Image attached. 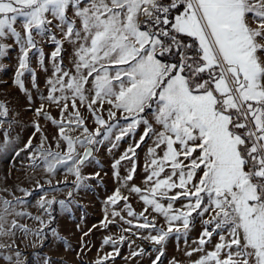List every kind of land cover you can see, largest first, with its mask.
Returning <instances> with one entry per match:
<instances>
[{
	"label": "snow or ice",
	"instance_id": "obj_1",
	"mask_svg": "<svg viewBox=\"0 0 264 264\" xmlns=\"http://www.w3.org/2000/svg\"><path fill=\"white\" fill-rule=\"evenodd\" d=\"M17 21L22 32L15 26ZM8 38L20 48L15 83L29 103L32 99L21 77L26 71L36 76L30 53H39L40 68L47 71L39 44H53L45 99L57 105L61 116L69 106L72 109L64 120L52 118L43 105L35 109L56 126V150L44 147L46 136L36 146L30 137L16 155L34 150L29 157L33 167L43 166L48 173L63 170L74 180L56 185L48 181V189L37 185L36 191L43 194L37 204L49 217L46 223L26 211L14 215L39 221L37 235H58L50 227L55 219L53 205L66 208L67 204L64 199H45L47 191H60L69 183L75 190L86 188V180L99 177L82 171L95 159L98 146L109 142L115 148L142 126L139 140L113 163L120 181L121 162L132 161L123 178L124 184H130L138 167L137 149L152 141L144 186L129 188V196H137L146 206L143 211L135 213L129 197L119 189L106 202L115 207L123 201L121 211L138 221H125L113 210V218L119 216L129 225L123 231L135 235L132 228L147 230L148 235L138 238L156 246L153 264H158L166 240L187 235L199 217L203 230L197 246L187 254L203 251L213 236L219 240L192 264H264V0H0V57L10 47L3 42ZM66 43L73 49L71 69L63 64ZM169 56L176 59L167 60ZM8 116L7 106L0 104V123L7 121L11 127L14 121ZM89 119L94 130L87 126ZM33 128L42 131L39 124ZM77 130L79 135H73ZM2 131L0 153L10 144L8 130ZM18 190L24 197L33 195ZM72 196L69 191V200ZM180 200L185 203L176 208ZM25 203L22 197L2 200L0 235L29 231L16 220L6 228L9 209ZM153 213L164 217L166 228L157 225ZM110 223L115 219L106 218L101 225L106 229ZM125 239L106 237L103 243L119 255L116 245ZM143 252L139 249L131 255ZM111 258L112 253H107L96 264Z\"/></svg>",
	"mask_w": 264,
	"mask_h": 264
},
{
	"label": "rangeland",
	"instance_id": "obj_2",
	"mask_svg": "<svg viewBox=\"0 0 264 264\" xmlns=\"http://www.w3.org/2000/svg\"><path fill=\"white\" fill-rule=\"evenodd\" d=\"M67 15L69 17L73 16L71 8L68 10ZM15 26L18 31L22 32L20 21H17ZM53 31L59 37L58 30L53 28ZM3 42L10 47L6 49L4 56L0 57V104L7 106L8 119L14 121V123L11 124V127H9L7 121L0 123V143H3L5 139L2 130H8V139L10 140L7 150L0 153V211H3V199L14 202L16 197L24 198L27 203L14 205L13 208L9 209V214L6 217V228H11L12 221L16 220L20 225L26 226L29 231L25 233L16 229L14 234L0 235V264H46V258L49 259L50 264H96L97 260L107 253H112L113 258L109 259L106 264H153L158 255L156 246L138 238L139 236L148 235V231L132 228V232L136 233L135 235L123 231L129 225L121 221L119 216L113 218L111 215L113 210L120 212L121 216L125 217V221L132 219L133 224L138 221L127 217L126 212L121 211L125 207L123 201L115 207L106 203L108 197L119 189L122 196L129 197L128 203L135 213L139 214L146 207L137 196H129V188L132 185L144 186L145 164L148 160L147 149L152 145V141L147 140L137 149L136 163L138 167L135 178L130 184H124L123 178L127 175L132 161L121 162L118 169L120 181L114 176L113 170V163L120 159L124 152L139 140L140 134L143 132L142 126L117 142L115 148L109 142L98 146L94 152L95 159L91 160V163L86 165L82 171L85 176L99 173V177L86 180L84 182L87 185L86 188L75 190L72 184L69 183L67 186H63L60 191L50 189L47 191L45 199L53 197L57 201L64 199L67 204L66 208H62L58 203L53 205L55 219L50 227L55 228L58 235L53 236L50 232H47V229H45L46 235H37V230L42 227L39 221L27 216L14 215L15 211L22 210L30 213L32 217L41 216L46 223L49 217L41 211L37 204V201L43 195L41 192L36 191L37 185H43L48 189V181L56 185L57 182L65 179L68 181L74 180L72 174H66L63 170L48 173L43 166L33 167L29 157L35 154L34 150L22 151L19 156L16 155L17 151L24 148L30 137L33 146H36L40 145L41 137L46 136L47 142L44 147L51 146L53 150H56L53 140L57 132L56 126L51 120L38 116L35 109L43 105L44 111L56 120L66 119L72 109L69 106L68 112L61 116L57 105L45 99L49 87L46 81L52 76L53 61L50 58V53L54 50V46L51 42L41 41L39 44L44 52V67L47 71L40 68L39 53H30V67L35 71L36 76L34 78L31 72L26 71L21 77L25 88L28 90V95L31 96L32 103L28 102L25 92L15 83L20 48L12 38H8ZM72 52V46L66 43L62 56L63 64L68 69L72 68ZM77 107L85 117L89 116V113L84 111L83 106L79 103ZM105 108H107V105H105ZM105 118L107 119L106 112ZM34 123L39 124L41 132H35ZM121 123L123 124V121ZM87 126L93 130L95 128V124L91 119L88 120ZM72 134L79 135V131L77 130ZM196 155H199V153L197 152ZM21 188L32 191L33 195L24 197V193L18 190ZM69 191L73 192L70 200L68 198ZM184 203L183 200L177 201L175 207L180 208ZM153 215H156L158 226L167 227L162 215L155 213ZM106 218L109 221L115 219V223H110L105 229L102 227L101 222ZM208 218V216L204 217V219ZM149 219H151V216ZM202 230L201 218L195 217L187 235L181 234L179 239L175 235L170 236L162 248L163 255L160 257L158 264H192L205 252L212 250L218 242L219 236H213L211 243L205 245L203 251L195 252L191 256L187 254L197 246L195 241ZM85 233H88V235H84ZM152 234L155 235L156 233L152 232ZM121 236L126 239L123 243H117L116 248L119 255H116L113 246L105 245L103 241L106 237H112L119 241ZM139 249H144V252L133 257L131 254ZM17 252L20 253L19 257L16 255ZM6 256H11L12 259H5Z\"/></svg>",
	"mask_w": 264,
	"mask_h": 264
},
{
	"label": "trees",
	"instance_id": "obj_3",
	"mask_svg": "<svg viewBox=\"0 0 264 264\" xmlns=\"http://www.w3.org/2000/svg\"><path fill=\"white\" fill-rule=\"evenodd\" d=\"M187 42H191L192 38H185ZM167 60H175L176 57L175 56H169V57H166Z\"/></svg>",
	"mask_w": 264,
	"mask_h": 264
}]
</instances>
